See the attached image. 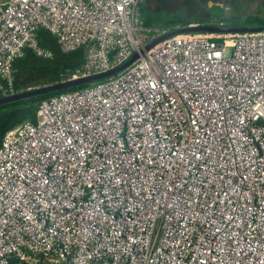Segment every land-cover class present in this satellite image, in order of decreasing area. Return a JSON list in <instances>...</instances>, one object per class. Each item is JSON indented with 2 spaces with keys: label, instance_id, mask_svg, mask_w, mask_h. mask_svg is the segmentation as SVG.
Masks as SVG:
<instances>
[{
  "label": "built area",
  "instance_id": "obj_1",
  "mask_svg": "<svg viewBox=\"0 0 264 264\" xmlns=\"http://www.w3.org/2000/svg\"><path fill=\"white\" fill-rule=\"evenodd\" d=\"M145 0H0V97L35 33L105 73L0 142V264H264V32L147 27ZM221 27V25H220Z\"/></svg>",
  "mask_w": 264,
  "mask_h": 264
},
{
  "label": "trees",
  "instance_id": "obj_2",
  "mask_svg": "<svg viewBox=\"0 0 264 264\" xmlns=\"http://www.w3.org/2000/svg\"><path fill=\"white\" fill-rule=\"evenodd\" d=\"M264 7V1H263ZM210 10L218 13V23L224 28H248L238 17H223V9L214 6ZM246 22L255 23L257 27H264V20L248 19ZM245 22V23H246ZM194 22H186L184 27ZM35 40L38 47L52 53L51 59L37 57L29 48H25L23 56L14 61L12 65L14 94L25 92L21 82L28 77L43 80L45 85H53L59 82L58 75L64 70H74L83 62V51L76 50L71 53H62L57 45L56 39L43 29L35 33ZM93 84L81 85L68 90L52 92L41 96L31 97L25 100L0 105V142L3 135L24 122L35 123V116L38 104L60 94L71 93L91 87ZM1 99V97H0Z\"/></svg>",
  "mask_w": 264,
  "mask_h": 264
},
{
  "label": "rangeland",
  "instance_id": "obj_3",
  "mask_svg": "<svg viewBox=\"0 0 264 264\" xmlns=\"http://www.w3.org/2000/svg\"><path fill=\"white\" fill-rule=\"evenodd\" d=\"M264 0H151L144 8V17L155 29L175 31L184 27L186 22L198 23V26H220L218 13L210 10L217 6L223 9V17H238L248 28H259L248 19L264 20ZM141 19V17H140ZM246 22V23H245ZM263 28V27H261ZM23 91L41 88L43 80L28 77L21 82ZM41 264H61L46 261Z\"/></svg>",
  "mask_w": 264,
  "mask_h": 264
},
{
  "label": "water",
  "instance_id": "obj_4",
  "mask_svg": "<svg viewBox=\"0 0 264 264\" xmlns=\"http://www.w3.org/2000/svg\"><path fill=\"white\" fill-rule=\"evenodd\" d=\"M264 32L263 28H224L220 26H198V25H189L187 27L180 28L173 32H170L155 41L149 44L146 47V51L152 48L154 45L158 44L159 42L168 39L170 37L186 34V33H214V34H245V33H262ZM137 59V54H133L128 60L122 63L120 66L111 69L105 73L92 75L86 78H81L77 80H71L65 83H56L53 85L44 86L41 88L28 90L22 93H18L12 95L10 97L1 98L0 105L9 104L12 102H17L21 100H25L31 97L41 96L52 92H58L63 90H68L77 86L93 84L108 78H111L124 69H126L130 64H132Z\"/></svg>",
  "mask_w": 264,
  "mask_h": 264
},
{
  "label": "crops",
  "instance_id": "obj_5",
  "mask_svg": "<svg viewBox=\"0 0 264 264\" xmlns=\"http://www.w3.org/2000/svg\"><path fill=\"white\" fill-rule=\"evenodd\" d=\"M149 1L151 0H145L141 6H140V17H141V21L143 22V24L147 27H151L148 23V21L146 20V18L144 17V8L146 5H149ZM191 25H196V24H191ZM153 28V27H152Z\"/></svg>",
  "mask_w": 264,
  "mask_h": 264
},
{
  "label": "flooded vegetation",
  "instance_id": "obj_6",
  "mask_svg": "<svg viewBox=\"0 0 264 264\" xmlns=\"http://www.w3.org/2000/svg\"><path fill=\"white\" fill-rule=\"evenodd\" d=\"M213 1H218V0H213Z\"/></svg>",
  "mask_w": 264,
  "mask_h": 264
}]
</instances>
